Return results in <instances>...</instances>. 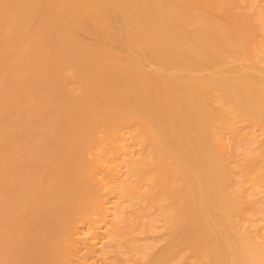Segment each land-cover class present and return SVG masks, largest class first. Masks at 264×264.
Returning a JSON list of instances; mask_svg holds the SVG:
<instances>
[{
  "label": "bare ground",
  "instance_id": "bare-ground-1",
  "mask_svg": "<svg viewBox=\"0 0 264 264\" xmlns=\"http://www.w3.org/2000/svg\"><path fill=\"white\" fill-rule=\"evenodd\" d=\"M254 2L0 0V264H264Z\"/></svg>",
  "mask_w": 264,
  "mask_h": 264
},
{
  "label": "rangeland",
  "instance_id": "rangeland-1",
  "mask_svg": "<svg viewBox=\"0 0 264 264\" xmlns=\"http://www.w3.org/2000/svg\"><path fill=\"white\" fill-rule=\"evenodd\" d=\"M253 1V0H252ZM256 2V1H255ZM255 2L253 3V4H255ZM256 6L257 5H260V7H261V5L263 6L264 5V2H263V4H262V1L261 0H257V4H255ZM238 6H240V7H242V9H240V7H238ZM238 6L237 5H235V7H234V9H233V11H235V8L237 7V10L239 9V11H241V10H244L245 8L242 6V5H240V4H238ZM256 6H251L250 7V11H252L253 10V12H255L254 11V9H255V7ZM259 6H257L256 8H260ZM230 8V12L231 13H233V14H236L235 16H238V18H240V17H244V19L246 20V16L244 15V11L242 12V13H240L239 11H235V12H233L232 10H231V6L229 7ZM262 8H260L259 10H261ZM246 10V9H245ZM256 12L258 13V9H256ZM260 12V11H259ZM240 13V14H239ZM243 19V20H244ZM242 20V19H241ZM242 20V22H244ZM259 52H261V51H259ZM263 54V53H262ZM262 54H259V55H262ZM259 56H257V58H258ZM262 58V59H261ZM261 58H259L260 60H262L263 62H264V60H263V57L261 56ZM262 62V63H263ZM264 64V63H263ZM242 125H245V123L244 122H242L241 123ZM260 128L258 127V126H256L252 131L254 132V134L251 136L252 138H253V140H251L250 141V144L249 145H251L252 147H260L261 146V144H262V142H263V140H264V134L262 135V133H261V131L259 130ZM258 130V131H257ZM259 132V133H258ZM128 135V134H127ZM256 135V136H255ZM258 135V136H257ZM261 137H260V136ZM228 137V139H230V135H228L227 136ZM126 138H127V136H126ZM260 138H261V142H260ZM227 139V140H228ZM259 139V140H258ZM133 137H131V136H129L128 135V138L126 139V141L125 142H127V144H126V147L127 148H129L128 149V151L130 150V151H133V152H131V155L132 154H134V156H131V157H133V158H137V156L139 157V155H140V152H139V146L137 145V143L133 140ZM231 140V139H230ZM230 140H228V141H226V143H228V142H230ZM258 141V142H257ZM133 142H135V143H133ZM233 142H234V140H233ZM239 142H241V141H239ZM242 142L244 143V141L242 140ZM248 142V141H247ZM231 143H232V141H231ZM245 143H246V141H245ZM252 143V144H251ZM228 144H230V143H228ZM241 144L242 143H240V144H238V146L240 147L241 146ZM254 144H256V145H254ZM137 145V146H136ZM137 148V149H136ZM239 149V148H238ZM240 150V149H239ZM139 152V153H138ZM124 153V152H123ZM121 153V159L120 158H117V159H119V161H113V162H115V163H117L116 165V169H117V171H118V174L119 175H123L124 177H126L127 175H128V163H129V160L131 159L130 158V156H129V154H130V152H128V153ZM123 154V155H122ZM116 159V160H117ZM129 159V160H128ZM112 162V161H111ZM119 162V163H118ZM112 164V163H111ZM112 165H114V163L112 164ZM115 166V165H114ZM113 166V167H114ZM115 169V168H114ZM119 169V170H118ZM116 170H115V172H117ZM121 174H120V173ZM125 175H124V174ZM115 203H118L117 205H118V207H119V202L117 201V202H115ZM123 203H125V204H127V205H125V204H123ZM122 204L124 205L123 207L125 208H123V215H122V218L124 217V218H129V219H131L132 218V220H133V218L135 217V215H134V209H133V207H132V205H130L129 203H126V202H122ZM120 206H122V205H120ZM130 206V207H129ZM122 208V207H121ZM119 209H120V207H119ZM117 207H116V210L118 211L119 210ZM130 210V211H129ZM132 210V211H131ZM117 211H115V212H117ZM120 212H122V209H121V211ZM118 213V212H117ZM128 213V214H127ZM125 214H126V216H125ZM128 215H130V216H132V217H128ZM254 217V218H253ZM253 219H251V216H249V218H250V220L252 221L253 220V222L255 221V222H257V223H259V225L261 226V227H263L264 225V221L262 220V219H256L257 218V216H256V218H255V216L253 215ZM128 219V221H132V220H129ZM134 220H135V218H134ZM133 220V221H134ZM257 220V221H256ZM261 220V221H260ZM132 221V222H133ZM132 222H130V223H132ZM244 222V221H243ZM243 222H242V224H243ZM245 222H246V224H245ZM244 222V227L245 226H248L249 224H251V222L250 221H245ZM157 223H158V221H157ZM160 223V222H159ZM263 225V226H262ZM154 227H155V225H153ZM154 227H151L150 229H148V231L149 232H147V233H145V234H142L141 236H138L139 237V239L138 240H140V243H146V244H149V245H147V246H149L150 247V249L149 250H151V247H153L154 245H157L158 243H156L157 241H159V240H161L160 238L158 239V238H156L157 237V233H159V232H161L163 229H161V228H154ZM156 230V232L153 230ZM160 230V231H159ZM263 231H264V227H263ZM88 235V234H87ZM137 237V238H138ZM142 239H143V241H142ZM163 240V239H162ZM163 241H159V244H161ZM154 243V244H153ZM156 243V244H155ZM148 247V248H149ZM147 248V249H148ZM149 250H148V252H149ZM95 262V261H94ZM102 261H99V264H105V262H102ZM94 264L93 263V261H89L87 264ZM98 264V263H97Z\"/></svg>",
  "mask_w": 264,
  "mask_h": 264
}]
</instances>
